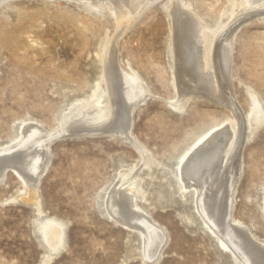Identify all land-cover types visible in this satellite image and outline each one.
<instances>
[{
  "label": "rangeland",
  "instance_id": "1",
  "mask_svg": "<svg viewBox=\"0 0 264 264\" xmlns=\"http://www.w3.org/2000/svg\"><path fill=\"white\" fill-rule=\"evenodd\" d=\"M184 1L212 29L224 14L228 22L241 15L232 38V89L242 112L249 109L253 93L264 108V0H242L246 5L240 7L237 0ZM170 2L146 5L117 39L120 60L145 78L152 93L134 111L132 130L159 162L149 171L152 175L144 174L148 200L143 203L169 236L155 264H231L192 205L180 197L174 179V157L232 113L202 95L183 101L182 111L170 104L176 93ZM109 13L78 0L0 1V143L20 135L25 119L58 126L74 100L92 94L102 71L99 52L116 32ZM49 152V167L38 183L42 217H57L66 228L65 247L50 264H145L138 235L103 215L95 200L118 171L136 163L141 167L138 149L105 133L58 138ZM241 156L234 216L264 240V121L246 139ZM24 188L18 175L7 170L0 182V264H39L43 255L34 230L36 207L25 201ZM155 194L159 201L149 206Z\"/></svg>",
  "mask_w": 264,
  "mask_h": 264
},
{
  "label": "bare ground",
  "instance_id": "2",
  "mask_svg": "<svg viewBox=\"0 0 264 264\" xmlns=\"http://www.w3.org/2000/svg\"><path fill=\"white\" fill-rule=\"evenodd\" d=\"M78 1H84L93 9L107 8L115 17V35L99 52L102 63L99 82L92 94L77 98L69 105L58 126L47 127L38 120L25 119L20 135L0 143V182L9 169L23 182L25 201H34L36 207V237L44 246L39 264H50L66 244L65 222L57 217H42L44 211L38 199V183L49 167L51 143L66 136L105 133L128 140L140 153L141 167L136 163L118 171L104 194H97L95 200L103 215L138 235L139 255L145 264H155L162 259L169 236L143 203L148 200L144 174L152 175L149 171H154L159 162L132 130L134 111L152 93L145 78L129 62H122L117 50L118 37L139 12L155 0ZM258 1L246 0V3L258 4ZM170 3L167 8L172 86L176 92L170 104L182 111L183 101L193 95H202L224 105L232 113L230 118L216 122L195 140L191 139L193 141L174 157L177 161L173 174L180 197L192 205L193 213L231 264H264V240L234 216L242 149L246 139L264 121L261 99L251 94L250 107L242 112L232 89V38L239 28L241 15L228 22V15L224 14L218 28L212 29L190 3L184 0H171ZM234 4L236 7L246 5L238 0ZM209 45L210 53L207 52ZM144 168L146 171L141 173ZM154 199L149 206L157 205V194ZM192 217L189 215L190 220Z\"/></svg>",
  "mask_w": 264,
  "mask_h": 264
}]
</instances>
